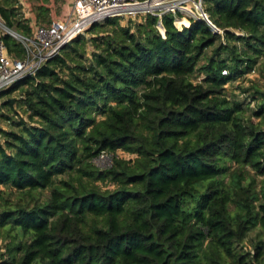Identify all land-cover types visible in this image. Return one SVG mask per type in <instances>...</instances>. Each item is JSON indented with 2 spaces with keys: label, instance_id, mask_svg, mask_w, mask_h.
<instances>
[{
  "label": "trees",
  "instance_id": "1",
  "mask_svg": "<svg viewBox=\"0 0 264 264\" xmlns=\"http://www.w3.org/2000/svg\"><path fill=\"white\" fill-rule=\"evenodd\" d=\"M12 7L0 0L4 25L31 35ZM203 8L222 33L199 18L179 29L171 12L162 15L164 35L150 13L132 26L109 17L0 90L8 122L0 185L26 197L12 202L0 191V264H264L263 238L239 249L248 230L264 232V90L253 87L250 116L249 103L225 95L264 58V0H203ZM34 11L50 21L47 7ZM104 26L114 33H93ZM86 33L88 63L78 50ZM0 39L24 56L10 34ZM15 91L22 97L12 101ZM102 150L115 153L109 168L92 161ZM246 167L263 178L259 186ZM47 187L44 200L34 194Z\"/></svg>",
  "mask_w": 264,
  "mask_h": 264
},
{
  "label": "rangeland",
  "instance_id": "2",
  "mask_svg": "<svg viewBox=\"0 0 264 264\" xmlns=\"http://www.w3.org/2000/svg\"><path fill=\"white\" fill-rule=\"evenodd\" d=\"M9 1H10L11 5L13 6L12 10L15 13V17H14L15 23L22 22L24 24H27V22L29 21L30 14H31L30 12L32 11L31 9L32 8L34 9L40 5L47 7L49 12H53L54 14H57V15L60 14V12L63 9L62 8V6H63L62 0H9ZM199 2H200L199 0H196V1L191 0L192 6H190L186 2H183L182 5L184 7H189L190 10L192 11V14H189L188 12L185 13L186 11H183V9L179 7V4L173 5V7L176 6L180 10V11L176 10L175 12H171L172 15L174 16V24L177 28L180 29L183 26H188V25H190V21H189L190 19H194L198 16L199 17L202 16L201 12L199 10V5H198ZM159 3H161V2H159L157 0H152L153 5L158 4V6H159ZM201 7L203 8V0H201ZM197 10H198V12H197ZM203 10H204V8H203ZM147 14H149V13H139V14H135V15L120 16L121 18H120L118 24H119V26H127V25L132 26L135 23H140L141 21H144ZM151 15H153V14H151ZM154 16H156L158 18L157 22L155 24V28L158 30V32L161 33V35H164L162 16H160V15H154ZM208 19H209V17H208ZM102 22H100V23H102ZM181 22L184 23L185 25H183V24L179 25V23H181ZM211 24H212V22H211ZM212 28L215 30L218 29L216 26H214ZM113 29H115L114 26H104L103 28L96 29L95 31H93V33L95 34V33H99V32L103 31L105 34H107V33L113 34L114 33ZM228 29L231 32H234L238 35L244 34V31L237 29V28H234V27H229ZM7 31L8 30H7V28H5L3 21L0 19V33L7 32ZM9 31L15 35V37H13L12 35L11 36L14 39H16L17 41H19L24 47V44L22 42V38H23L22 36H25V35L17 32L15 29H10ZM219 32L222 33V30H219ZM30 36L31 35H26V37H30ZM90 36H91V33H86L85 43H81L80 45H78V50H80L81 53H84L83 54V60L85 63H88L90 61L91 53L93 52V49H94L93 44L89 39ZM221 40L223 42H225L224 38H221ZM229 43H233V41H229ZM235 43L238 46L243 48V41L235 42ZM212 48L213 47H210L206 50L204 56L200 59V61L198 63V67L202 63L206 62V56H211ZM222 57H224V58L228 57V53H226V52L222 53ZM18 58H20V57H18ZM74 61H79V59H74ZM202 74L203 73H199V71L197 70L190 76V80L193 82H199L202 79ZM254 86H257L259 89L264 90V58H259L257 60L256 64L254 65V67L249 72H247L246 74H243L242 76L228 82L225 85V95L229 99H238L240 101H243L244 103H249L250 110H247L246 116H250L251 109L254 108V106L257 102L256 100L255 101L252 100L253 97L251 96L254 93V89H253ZM10 97L13 100L21 99V97H22L21 91H15V92L11 93ZM16 109L24 115V113L21 109H18V107ZM9 115H11V113H9ZM253 120H255V119L253 118ZM0 126L1 127H7L8 122L0 118ZM107 153L109 154V157H110V159H108V161H105V162H99L98 161L97 163L96 162L95 163L93 162V163L97 167L102 168V169L109 168L112 165L113 157H114L115 153L109 152V151ZM110 161H111V164H109ZM246 169H247L246 172L255 180V182L257 183V186H259V183L263 178L256 175L249 168L246 167ZM73 174H74L73 172L70 174L64 173L62 175L55 177V181L57 182L59 180H62V179L66 180L69 178L72 179ZM86 183L91 187L95 186V187L100 188V189H106V188L112 189L114 187V185L112 183H109V181H103V182H101V181L100 182L87 181ZM50 189H51V187H47L43 190H38L35 193L34 192L33 193L37 196L40 194L41 200H44L47 197V195L49 194ZM0 191L2 193H5V196H7L10 199V201H12V202L13 201L14 202H22L26 199V197H22V195H21L22 192L17 191V190H15L9 186L0 185ZM30 203H33V200H31ZM89 220H91L90 217H89L88 221ZM260 237L263 238V240H264V232H262V228L259 226L251 228L246 233L243 242L239 245V249L243 250V251H251L254 248V245L257 242V239ZM3 244H4V241L1 239L0 245L3 246ZM0 253H1V251H0Z\"/></svg>",
  "mask_w": 264,
  "mask_h": 264
},
{
  "label": "built area",
  "instance_id": "3",
  "mask_svg": "<svg viewBox=\"0 0 264 264\" xmlns=\"http://www.w3.org/2000/svg\"><path fill=\"white\" fill-rule=\"evenodd\" d=\"M157 1L161 2L159 6L153 5L152 0H75L65 17L53 19L47 24H36L30 37L22 36L24 44L22 58L8 54L0 39V90L28 74H33L45 61L57 54L63 45L83 33L94 22H102L109 17L139 13L162 16L179 10L171 4L173 0ZM199 1L202 16L196 18H206L211 23L201 7V0ZM183 2V0L179 2L180 8L184 7ZM222 73L226 74L227 71L223 70ZM108 159H110L109 154L102 150L92 161L97 163Z\"/></svg>",
  "mask_w": 264,
  "mask_h": 264
},
{
  "label": "crops",
  "instance_id": "4",
  "mask_svg": "<svg viewBox=\"0 0 264 264\" xmlns=\"http://www.w3.org/2000/svg\"><path fill=\"white\" fill-rule=\"evenodd\" d=\"M75 0H62V11L60 12V14H54L53 12H49V17H50V21L53 19H59V18H63L65 17L71 10L72 8V4ZM32 11L30 12V17H29V21L27 22L28 26L30 27L31 31H33L34 27L36 24H47L50 21H43V20H38L36 18V14L34 9H31Z\"/></svg>",
  "mask_w": 264,
  "mask_h": 264
},
{
  "label": "water",
  "instance_id": "5",
  "mask_svg": "<svg viewBox=\"0 0 264 264\" xmlns=\"http://www.w3.org/2000/svg\"><path fill=\"white\" fill-rule=\"evenodd\" d=\"M202 12H203V10H202ZM201 14H202V13H201ZM203 15H204V12H203ZM204 17H206V16L204 15ZM199 19H203V20L207 21L206 18H199ZM207 22H208V21H207ZM208 24L211 25L212 27H214L213 24H211V23H209V22H208ZM5 28H7V30H8L7 33H8V34H10V35H12L13 37H15V35H14L12 32L9 31L10 29H8V27L5 26ZM216 29H217V28H216ZM216 31H218V29H217ZM11 100L14 101L13 99H11Z\"/></svg>",
  "mask_w": 264,
  "mask_h": 264
},
{
  "label": "bare ground",
  "instance_id": "6",
  "mask_svg": "<svg viewBox=\"0 0 264 264\" xmlns=\"http://www.w3.org/2000/svg\"><path fill=\"white\" fill-rule=\"evenodd\" d=\"M182 0H173V2L171 3L172 5H177V4H179V2H181ZM184 2H186L187 4H189L190 6H192L191 5V0H183ZM155 5H158V4H155Z\"/></svg>",
  "mask_w": 264,
  "mask_h": 264
}]
</instances>
